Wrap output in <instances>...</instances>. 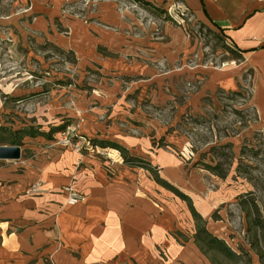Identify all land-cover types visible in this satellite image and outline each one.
I'll return each instance as SVG.
<instances>
[{"label":"rangeland","instance_id":"rangeland-1","mask_svg":"<svg viewBox=\"0 0 264 264\" xmlns=\"http://www.w3.org/2000/svg\"><path fill=\"white\" fill-rule=\"evenodd\" d=\"M236 58L181 0H0V126L8 129L0 136L8 142L31 127L72 149L55 143L70 126L98 147L122 142L187 194L207 231L238 255L209 250L216 264H264V142L252 126L250 71L233 89L216 80ZM226 142L233 162L222 179L205 163L226 166L228 148L211 149ZM162 195L176 216L172 235L197 247L186 202ZM160 255L168 259L164 248Z\"/></svg>","mask_w":264,"mask_h":264},{"label":"crops","instance_id":"crops-1","mask_svg":"<svg viewBox=\"0 0 264 264\" xmlns=\"http://www.w3.org/2000/svg\"><path fill=\"white\" fill-rule=\"evenodd\" d=\"M181 1L237 53L217 82L233 89L235 76L250 71L252 126L264 136V0ZM21 141L19 159H0V264H209L172 235L176 216L161 198L169 190L142 182L122 162L112 143L139 157L124 143L99 141L116 159L110 166L96 152L56 146L43 134L0 145ZM69 184L84 197L75 205L65 201Z\"/></svg>","mask_w":264,"mask_h":264},{"label":"trees","instance_id":"trees-1","mask_svg":"<svg viewBox=\"0 0 264 264\" xmlns=\"http://www.w3.org/2000/svg\"><path fill=\"white\" fill-rule=\"evenodd\" d=\"M239 94V91H235L233 92V95ZM255 112V109H254ZM254 121L257 119V115L256 112L254 113ZM0 130H5L8 131L7 127L4 126H0ZM18 134L17 137L12 138L10 141L5 142L6 139H4L3 137L0 136V144L1 143H9V144H15V143H19V140L21 139V137L23 135H31V136H35L36 134H43L45 136H47V138H51L50 134L44 133L43 131H35L33 128L30 127V129H19L16 131H13ZM263 137V142H264V136ZM113 147H115L121 155L122 158V162L128 166L131 167H139L142 169L147 170L152 179L161 187L165 188L166 190L171 191L173 194H175L177 197H179L181 200L186 202V205L188 207V210L194 220V225H195V233H194V242L197 245V247L201 250V252L208 256V258L210 259V261L213 264H216L214 259H212L211 257H209L208 252L209 250H212L214 248L220 250L222 253L229 255V256H238L235 252H233L222 239H219L215 236H213L211 233H209L205 227L206 221L203 219V217L200 215L199 212L196 211V209L194 208L191 198L185 194L184 192H182L180 189H178L177 187H175L174 185H172L170 182H168L167 180L163 179L162 177L159 176L158 171L156 170V167L153 166L149 161L142 159L140 157H136V156H132L128 153V150L125 149L124 147L120 146L119 144L116 143H112L111 144ZM244 146H242L241 148V152L243 153L244 150ZM232 144L230 142H226L223 144H219L216 146H212L211 149L213 150V152L215 150H220V149H226L228 148V153L229 154V158H231V160L228 162V164L225 166L223 164V162L219 159H216L214 161L213 164H209V163H205V168L207 170H209L211 173L215 174L216 176L220 177V178H225L228 174L229 168L232 165L233 162V152H232ZM257 150V149H256ZM258 151H254L253 155H257ZM219 154V153H217ZM263 155H264V151H263ZM217 156V155H216ZM226 156V154H225ZM218 158V157H217ZM236 169H240V164L237 165Z\"/></svg>","mask_w":264,"mask_h":264},{"label":"built area","instance_id":"built-area-1","mask_svg":"<svg viewBox=\"0 0 264 264\" xmlns=\"http://www.w3.org/2000/svg\"><path fill=\"white\" fill-rule=\"evenodd\" d=\"M55 143L62 144L67 147L69 146L78 152L82 150L96 152L107 159L110 166H113L116 162V159L112 156V151L110 149L106 147H98L92 143L90 139L83 136L76 137V135L72 133L70 126H66L65 130L60 133L59 138L55 141ZM63 190L66 195L65 201L68 205H75L84 199L83 195L76 191L70 184L66 185Z\"/></svg>","mask_w":264,"mask_h":264},{"label":"water","instance_id":"water-1","mask_svg":"<svg viewBox=\"0 0 264 264\" xmlns=\"http://www.w3.org/2000/svg\"><path fill=\"white\" fill-rule=\"evenodd\" d=\"M21 156V149L18 145H0V159L15 160Z\"/></svg>","mask_w":264,"mask_h":264}]
</instances>
